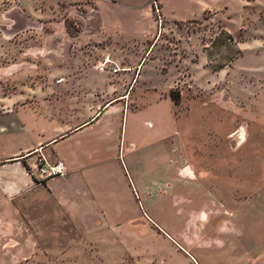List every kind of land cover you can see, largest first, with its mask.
Masks as SVG:
<instances>
[{"label": "rangeland", "instance_id": "374dc122", "mask_svg": "<svg viewBox=\"0 0 264 264\" xmlns=\"http://www.w3.org/2000/svg\"><path fill=\"white\" fill-rule=\"evenodd\" d=\"M196 1L162 0L165 22L159 0H0V134L33 130L38 119L29 108L42 109L68 99L67 94L91 99L83 93L86 87L68 85L61 91V80L90 78L88 70H98L107 60L105 71L98 70L103 79L129 82L116 86L108 98L129 91V108L140 123L157 110L166 119L158 134L137 130L136 147L126 153L130 171L143 179L144 195L140 198L135 180L127 183L132 198L116 191L109 204L124 210L112 212L118 228L73 232L64 230L55 215L57 222L39 218L36 225L23 216L15 229L18 257L10 264H193L178 245L198 257L199 264H241L238 258L264 247V197L233 193L228 216L220 206L232 191L225 176L235 168L230 161L238 152L237 139L244 136L249 158L259 148L264 154V20L249 7L246 31L236 29L230 36L234 42L258 43L229 62L238 49L220 35L225 16L205 12L192 18ZM113 68L119 71L113 74ZM158 94L165 101L156 108ZM15 136L0 144V155L2 148H13ZM219 151L229 161L222 179L190 181L183 172L179 175L190 154L200 158ZM250 165L254 168V160ZM158 177L164 193L144 197L156 192ZM253 205L261 211L232 217L231 212ZM142 212L150 218L147 223ZM222 223L228 228L219 231ZM190 244L195 246L190 249Z\"/></svg>", "mask_w": 264, "mask_h": 264}, {"label": "crops", "instance_id": "0c3cea01", "mask_svg": "<svg viewBox=\"0 0 264 264\" xmlns=\"http://www.w3.org/2000/svg\"><path fill=\"white\" fill-rule=\"evenodd\" d=\"M159 2L161 16L167 22L162 0ZM196 4L197 11L190 15L192 18L200 17L205 12L224 15L227 24L223 31L229 35H233L232 32L236 29L246 31L243 21L248 15L246 11L249 7H254L257 16L264 20V0H197ZM235 16H237L236 21ZM236 22L238 23L236 28L231 30L230 27L235 26ZM235 42L241 53L250 50L251 45L258 43ZM96 68L88 70L90 78L72 83L61 80L64 83L61 85L63 87L61 91H67L64 87L68 85L86 87L87 90L82 91L91 99L86 100V97L82 98L83 95L67 94L64 97L68 96L69 98L66 99L68 101L60 99L54 104L44 105L42 109L29 108L28 110L31 109L38 119L33 130H4L0 134V144L9 141L11 134L17 135L13 148L9 146L2 148L3 152L0 155V264H10L15 257H18V250H14L18 246V242L14 239H19L15 229L23 223V216L29 218L30 225H36L39 218L42 219V223H46L48 219L55 222L58 220L64 230L73 232L90 230L93 227H96V230L97 228L115 229L120 222L112 218V212L118 214L124 211L117 206L112 208L109 204L110 199L117 198L116 191L128 192L132 198L131 186L129 187L127 183L133 184L135 180L139 187L140 198H142L141 193L144 195L141 185L144 184L143 179L136 177L134 172L130 171L131 159L127 158L126 153L136 147L137 130H153L156 134L164 130L165 115L157 110L155 117L140 123L139 116L129 108L131 102L129 91L124 90L114 98H108V94L114 91L116 86H125L129 82L110 83L103 79V75L99 72L105 70L98 69V71ZM155 101L158 108L159 102L165 99L160 98L158 94ZM166 118L171 123V117L169 119L167 115ZM226 133L227 130H224V135ZM237 140L238 152L230 161L235 168L228 169L229 177L225 176L233 185V187L229 186L232 191L228 192L226 198L221 199L220 204L224 212H227L226 216L231 207L230 199L233 193L244 195L250 192L251 198L254 199L264 197L262 149L259 148L249 158L245 153L244 136L241 140L239 138ZM218 147H224L223 143H219ZM198 154L197 152L194 155L190 154L183 168L177 170L179 175L183 172L182 176L190 181L198 178L203 181L222 179V171L229 168V161H223L225 153L219 151L216 154H209L208 157L200 155V158L197 157ZM252 160H254V168L250 165ZM57 163L65 166V172L55 177L46 176L43 166L52 167ZM211 168L212 173H208L207 170ZM233 175L235 179L232 178ZM161 177H164L163 173ZM156 180L159 181L155 182L156 192L148 193L144 197L149 198L154 194L164 193V181L160 182L159 177ZM117 182H120L122 187H118ZM133 198L136 199L134 195ZM140 207L146 211L141 201ZM242 207L231 212L232 217L244 215L246 212L251 213L255 209L261 211V206L253 205L252 208L247 209ZM109 208L112 210L109 211ZM142 214L147 223L150 220L148 214L146 212ZM36 215L37 221L34 219ZM53 215L56 216V220L52 218ZM131 215L130 212L129 216ZM201 215L206 219L205 214ZM137 218L141 216L135 217ZM122 220L130 224L133 222L131 218ZM6 223L10 224L11 228H8ZM15 225L17 226L14 227ZM231 227L234 228L233 223ZM218 228L219 231L228 228V223H222ZM216 242L223 244L219 240ZM178 246L188 254L193 264H199L198 257L192 256L191 252L184 249V245ZM192 246L195 245L190 244L188 247L191 249ZM227 249L231 252L233 245L229 244ZM245 251L246 248L241 254ZM251 252L237 260L241 264H264V247Z\"/></svg>", "mask_w": 264, "mask_h": 264}, {"label": "built area", "instance_id": "2783aa9c", "mask_svg": "<svg viewBox=\"0 0 264 264\" xmlns=\"http://www.w3.org/2000/svg\"><path fill=\"white\" fill-rule=\"evenodd\" d=\"M107 63H108V60L105 63L100 64L98 66V69L104 70L105 69V65ZM112 71L114 73L117 70L115 68H113ZM42 169H43L44 173L46 174V176H48V177H55V176L61 175V174H63L65 172V166L62 163H57V164H55L52 167L43 166Z\"/></svg>", "mask_w": 264, "mask_h": 264}, {"label": "trees", "instance_id": "16d2710c", "mask_svg": "<svg viewBox=\"0 0 264 264\" xmlns=\"http://www.w3.org/2000/svg\"><path fill=\"white\" fill-rule=\"evenodd\" d=\"M179 23V22H178ZM161 27V26H160ZM221 34H224V35H226V37H227V40H228V42L229 43H231V44H235V42L233 41V39H232V37L229 35V34H227L226 32H220V35ZM236 45V44H235ZM241 52L239 51V50H237V53H236V55L235 56H233L230 60H229V62H231L232 60H235L236 59V57L237 56H240L241 54H240ZM224 68V64L223 65H220V66H217V67H215V68H211V71L212 72H217V71H219V70H221V69H223ZM174 101V103L177 101V99H174L173 100Z\"/></svg>", "mask_w": 264, "mask_h": 264}]
</instances>
